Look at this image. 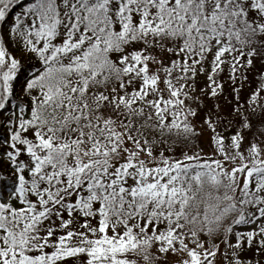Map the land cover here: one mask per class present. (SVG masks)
<instances>
[{
    "label": "snow or ice",
    "instance_id": "obj_1",
    "mask_svg": "<svg viewBox=\"0 0 264 264\" xmlns=\"http://www.w3.org/2000/svg\"><path fill=\"white\" fill-rule=\"evenodd\" d=\"M0 264H264V0H0Z\"/></svg>",
    "mask_w": 264,
    "mask_h": 264
}]
</instances>
